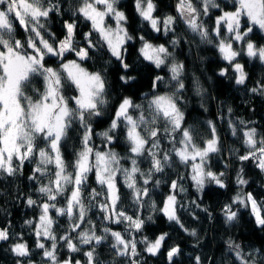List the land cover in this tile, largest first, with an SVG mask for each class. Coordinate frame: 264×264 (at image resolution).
<instances>
[{"label": "snow or ice", "instance_id": "1", "mask_svg": "<svg viewBox=\"0 0 264 264\" xmlns=\"http://www.w3.org/2000/svg\"><path fill=\"white\" fill-rule=\"evenodd\" d=\"M231 6L234 10H225L228 5L221 7L218 0H176L175 15L159 16L156 0H134L140 27L133 35L120 0H77L68 8L64 0H0V180L15 181L31 166L27 179L38 185L37 198L30 193L25 201L27 207L39 209L38 219L24 221L32 227L35 247L23 232H12L10 222L0 228V242H10L7 252L15 258V264H34L37 249L42 264H147L142 257L160 256L170 238L168 232L155 239L144 234L160 217L197 237L193 247L199 246L197 231L186 228L180 215L192 211L178 199L187 194L182 182L190 180L198 193L210 184L225 190L229 185L226 171L214 172L209 163L221 152L216 123L202 122L209 131V138L202 144L197 142L199 130L194 125L185 126L186 114L181 107L186 103L182 95L186 88L185 64L176 61L170 48L176 49L182 42L176 35L178 22L182 23L199 43L213 45L227 62L218 75L234 77L236 85L264 96V78L249 89L250 76L245 70L250 60L258 59L264 65V44L252 39L255 30L264 33V0H231ZM214 10L220 14L209 27L207 22ZM68 13L61 38L51 31V22L56 15ZM81 22L90 25L82 36ZM149 30L173 38L153 43L147 38ZM135 41L140 43L138 58L159 72L167 69L168 78L157 74L151 91L143 93L140 102L122 96L114 103L109 72L115 63L123 85L136 80L129 74L134 65L127 60L129 42ZM69 55L74 58L68 59ZM245 57L247 60L241 63ZM89 61L93 68L100 61L103 65L90 70L85 66ZM194 83L197 94H202L199 83ZM162 85L171 90L160 91ZM110 109L114 111L110 113ZM232 111L231 107L227 109L228 128L242 145L243 154L233 147L229 155H235L241 164L235 183L246 186L250 185L244 178L246 163L264 173V132L253 126L254 122L234 121ZM109 113L107 127L97 131L96 125L103 124ZM220 119L223 122L224 117ZM74 131L81 133L79 147L73 148L69 159L66 145ZM96 137L100 145L95 143ZM121 138L124 155L114 149ZM176 161L190 172L166 184L162 177ZM144 164L148 165L146 169ZM162 185L169 191L158 202L154 194ZM129 194L132 214L124 203ZM190 203L215 219L207 207L202 208L196 200ZM146 208L150 214L144 217ZM241 209L264 230V198H257L253 192L236 193L220 210L224 224L238 222ZM64 217L67 227L60 223ZM193 219L199 216L193 213ZM60 228L63 234H58ZM224 244V255L230 258L225 264H264V246L246 250L231 237ZM105 247L113 254L111 260L101 258ZM62 248L70 254L82 253L83 258L68 255L61 259L58 253ZM182 254L179 244L168 247V264H176L175 258ZM193 264H204L201 255H195ZM209 264H214L212 258Z\"/></svg>", "mask_w": 264, "mask_h": 264}, {"label": "trees", "instance_id": "2", "mask_svg": "<svg viewBox=\"0 0 264 264\" xmlns=\"http://www.w3.org/2000/svg\"><path fill=\"white\" fill-rule=\"evenodd\" d=\"M77 0H64V7L68 8L69 4L76 3ZM159 4V11L156 15L164 16L166 14L175 15V0H156ZM221 3V7L225 4L228 5V9L232 8L231 0H218ZM121 10L129 16L130 33L137 35L136 29L140 27L139 17L136 16L133 3L134 0H121ZM70 13L61 17L56 15L52 20L51 31L55 32L61 38L63 37V20L68 19ZM90 25H86L83 22L80 24V36L84 32L88 31ZM176 35L181 37V44L174 51L175 59L177 62H183L185 64L184 83L186 85L185 91L182 93L186 103H182L181 107L186 114V125H194L200 132L198 143L202 144L204 139L209 138V131L207 126L203 124V121L212 120L216 123L218 133L221 137V152L211 157L209 163L211 164V170L214 172L226 171V183L229 187L225 189L218 188L215 184L207 185L203 193H198L192 186L190 180H184L183 186L187 189V194H181L178 199L181 202L192 209L191 212L180 213L182 221L186 228L190 231L195 229L199 237V246L193 247L196 243L197 237L190 236L184 232L179 226L175 224H169V222L163 218H156V223L150 225L147 231L144 233L149 235L150 238L155 239L156 235L162 232L169 233V239L167 240V247L164 252L158 257H148L146 254L142 257L147 260V264H168L166 260L167 248L173 245L179 244L183 254L176 257V264H193V258L195 255H201L204 260V264H209V258H212L214 264H225L226 260L230 259L224 255L225 244L224 240L231 237L237 243H241L248 250L249 246L260 248L264 246V230L257 228L249 213L241 209V216L238 222L232 226H226L223 222V216L221 215V208L225 203H228L231 198L238 192H253L257 198H264V173H260L251 163L245 164V176L244 178L250 181V185L238 186L235 183L236 173L238 172L241 164L235 155H229V150L233 147L240 148V154H243V148L239 141H236L228 128L227 119L229 114L227 109L232 108L231 118L238 122L239 120L254 122L255 127L261 132H264V96L252 94L246 91L244 86L236 85L234 77L218 75L219 69L227 66V62L221 59L220 53L217 49L210 44H201L194 38L191 33L189 35L181 29L178 22L176 27ZM147 38L153 43H166L173 37L169 35L165 37L163 33L157 34L147 32ZM79 39V37H78ZM252 39L257 44H264V34L259 30H255L252 34ZM191 41V44L188 43ZM140 47L139 41L129 42L127 60L130 64L134 65V70L130 72V75L136 77V80L129 85H123L119 81L120 72L118 66L113 64V70L109 72V79L112 81L113 86V98L114 103H118L116 97L132 96L136 102H140L141 95L143 93H149L152 89V79L157 75H165L167 79V69L164 72H159L154 66L148 62L143 61L142 58H138L139 54L137 49ZM234 47H239L235 45ZM68 59L74 57L69 55ZM104 59H107L105 57ZM241 60V63H244ZM53 64V61H49ZM103 65V61L97 63L95 68L92 67V62L89 61L85 65L90 70H96ZM246 72L249 73L250 79L247 81V88L253 87L257 81L264 78V65L257 60H250L246 66ZM194 81L198 82L203 89L202 94L198 95L196 92V86ZM171 90V88H165L163 85L160 91ZM203 105V107H202ZM207 109V111H205ZM114 109H110V113ZM110 113L106 115L105 122L103 124L96 125L97 131H102L107 127L110 121ZM223 116V122L220 117ZM79 135L80 132L74 131L71 133L72 139H70L66 145V151L68 158H72L73 148L79 147ZM97 145L101 144L100 138H95ZM168 146V145H166ZM115 151L125 154V146L123 139L114 145ZM228 164L227 169L224 165ZM127 166V165H126ZM143 168H147L148 165H142ZM31 166L25 169L24 175L17 180H0V228L6 227L9 222L11 223V231L20 233L23 232L24 238L27 239L31 247H35V237L32 235V227L24 225V221L28 219H38L39 209H32L26 206V198L28 194H32L33 198H37L35 188L37 184L28 181L27 176L30 174ZM187 172H190V168L186 169L183 165L176 161L174 167L168 170L167 174L162 177L165 183H170L171 180L177 179L178 176H185ZM160 178V177H158ZM45 183L47 180L44 181ZM94 187H98L93 183ZM124 193L128 190L124 189ZM168 187L162 185L161 190L154 194V198L158 202L163 200V197L168 194ZM19 193V196H18ZM196 200L201 204V207H207L212 212L215 219H209L207 214L199 212L195 209L194 205H191V201ZM42 201H38L41 203ZM128 208L129 214H132L133 207L131 206L130 194L124 201ZM193 213L199 216L198 220L193 219ZM150 214V209L143 210V216L147 217ZM93 219L96 220L95 215ZM67 217L61 219L60 223L63 227H67ZM98 226L99 221H97ZM23 226V227H22ZM58 234H63V228L57 229ZM98 234H100L98 232ZM10 243V242H9ZM9 243L0 242V264H15V258L10 252H7ZM45 243H50L45 241ZM82 250H87V246H82ZM40 250H36L33 255L34 264H42V256L39 254ZM60 258L63 259L68 255L75 256L77 259H82L81 254H70L66 248H62L58 253ZM112 253H110L107 247L104 248L102 259L111 260ZM120 264H124L123 261Z\"/></svg>", "mask_w": 264, "mask_h": 264}, {"label": "rangeland", "instance_id": "3", "mask_svg": "<svg viewBox=\"0 0 264 264\" xmlns=\"http://www.w3.org/2000/svg\"><path fill=\"white\" fill-rule=\"evenodd\" d=\"M120 1H121V0H120ZM175 3H176V0H175ZM225 10H234V8H230V9L225 8ZM219 14H220L219 11H216V10L213 11L212 19L208 20V22H207L209 27H213V26H214L215 16H217V15H219ZM110 23H111V21H110ZM180 27H181V29H183V30L186 32L187 35H189V32H187L185 26H184L182 23H180ZM257 30H258V29H257ZM263 34H264V33H263ZM197 40L199 41V39H197ZM254 42H255V41H254ZM234 46H235V45H234Z\"/></svg>", "mask_w": 264, "mask_h": 264}]
</instances>
